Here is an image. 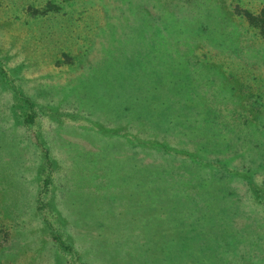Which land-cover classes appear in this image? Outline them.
I'll return each instance as SVG.
<instances>
[{
  "label": "rangeland",
  "instance_id": "1",
  "mask_svg": "<svg viewBox=\"0 0 264 264\" xmlns=\"http://www.w3.org/2000/svg\"><path fill=\"white\" fill-rule=\"evenodd\" d=\"M0 264H264V0H0Z\"/></svg>",
  "mask_w": 264,
  "mask_h": 264
},
{
  "label": "trees",
  "instance_id": "2",
  "mask_svg": "<svg viewBox=\"0 0 264 264\" xmlns=\"http://www.w3.org/2000/svg\"><path fill=\"white\" fill-rule=\"evenodd\" d=\"M150 54V53H149ZM149 56V61H151L152 59H154V55H148ZM177 94V92H176ZM181 98V96H180ZM179 103L180 101L176 98V97H170L168 94H166L165 92H163V96L160 100V103L158 104V111L162 116H165L166 114V118H168L170 121L176 119L174 116L181 118V117H186L185 113H187V117L188 119H191L194 115L192 112H194V110H192V108L189 105L188 100L185 98V102H183V104H178V107L183 108L185 107L186 111H183V113H174L179 112V108L175 105V103ZM157 106V105H155ZM183 106V107H182ZM188 110L191 111L188 112ZM193 115V116H192ZM175 125V124H174Z\"/></svg>",
  "mask_w": 264,
  "mask_h": 264
}]
</instances>
